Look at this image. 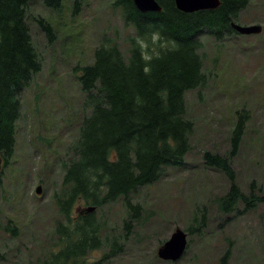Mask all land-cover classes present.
<instances>
[{"label": "rangeland", "instance_id": "1", "mask_svg": "<svg viewBox=\"0 0 264 264\" xmlns=\"http://www.w3.org/2000/svg\"><path fill=\"white\" fill-rule=\"evenodd\" d=\"M28 1V25L42 68L21 96L16 152L0 176V264H41L79 240L75 222L65 220L58 202L65 203L71 191L64 177L78 159L76 147L87 112L78 78L101 44H116L126 55L136 36L113 6L115 0H80L77 6L76 0H63L57 10L46 8L43 0ZM37 19L52 25L53 41ZM236 23L259 25L262 33L234 35L222 42L201 39L207 80L186 95L187 118L195 129L185 164L165 168L157 183L132 198L98 205L83 199L75 206L73 221L94 208L85 217L94 218L99 229V247L88 252L85 264H186L185 259L168 262L158 257L159 248L177 229L185 231L190 242L183 258L198 253L203 264H219L231 247L230 264H264V204L254 211L244 213L239 207V213L222 214L218 203L230 183L203 160L207 152L230 153L236 112L249 111L251 121L232 167L245 194L264 196V0H252ZM131 200L142 212L128 231ZM203 213V236H189L187 230L198 225ZM63 225L67 234L59 232Z\"/></svg>", "mask_w": 264, "mask_h": 264}, {"label": "trees", "instance_id": "2", "mask_svg": "<svg viewBox=\"0 0 264 264\" xmlns=\"http://www.w3.org/2000/svg\"><path fill=\"white\" fill-rule=\"evenodd\" d=\"M79 1H75V6ZM157 2L162 11L148 13L140 12L134 0L113 2L136 35L152 25L161 27L168 38L169 47L161 59L153 62L150 74L143 71L135 39L126 55L116 44H101L95 49L94 61L82 68L78 80L87 112L76 147L78 159L66 168L65 184L70 186L71 200L82 195L85 201L98 205L101 201L132 198L141 188L157 183L165 168H181L185 164L195 129L187 118L186 95L204 87L207 80L199 53L201 39L209 37L222 42L239 35L232 24L240 19L252 0H220L217 9L195 13L178 10L174 0ZM62 3L63 0H43L44 6L53 10ZM28 5V0H0V153L6 158L16 152L21 96L42 68L28 25ZM36 21L53 41L52 25L44 19ZM250 121L249 111H237L230 153L224 156L207 152L203 156L205 166L224 174L230 183L228 192L218 203L224 215L239 213V207L244 213L254 211L264 204V196L242 191L232 167ZM58 202L61 213L67 214L66 203ZM127 206L131 219L126 225L131 231L142 208L133 205L132 200ZM206 218L203 213L197 219L198 225L187 230L189 236H203ZM94 222V218L85 217L77 228L78 242L68 244L41 264H85L88 252L99 247V229ZM59 229L62 234L64 227ZM231 257L230 247L219 264H230ZM182 259L186 264H203L198 253Z\"/></svg>", "mask_w": 264, "mask_h": 264}, {"label": "water", "instance_id": "3", "mask_svg": "<svg viewBox=\"0 0 264 264\" xmlns=\"http://www.w3.org/2000/svg\"><path fill=\"white\" fill-rule=\"evenodd\" d=\"M178 10L184 13H195L204 10H215L220 6V0H174ZM136 8L142 13L161 12L162 7L157 0H134ZM232 28L240 35L251 36L262 33L259 25L243 26L237 23ZM43 187L36 188V195H42ZM94 208L88 210L93 212ZM188 245V234L182 229H177L158 250V257L164 261L178 262L185 254Z\"/></svg>", "mask_w": 264, "mask_h": 264}, {"label": "clouds", "instance_id": "4", "mask_svg": "<svg viewBox=\"0 0 264 264\" xmlns=\"http://www.w3.org/2000/svg\"><path fill=\"white\" fill-rule=\"evenodd\" d=\"M147 30L143 34L135 36V47L139 51L140 59L144 64V73L150 74L151 65L155 60L162 58V53L168 49V38L163 35L161 27L152 25L146 26Z\"/></svg>", "mask_w": 264, "mask_h": 264}, {"label": "flooded vegetation", "instance_id": "5", "mask_svg": "<svg viewBox=\"0 0 264 264\" xmlns=\"http://www.w3.org/2000/svg\"><path fill=\"white\" fill-rule=\"evenodd\" d=\"M16 144H17V140H16ZM16 147H17V145H16ZM15 154V153H14ZM13 157H14V155L12 156V157H9V158H6V157H4V155H2L1 153H0V176L6 171V169L9 167V165H10V162H11V160L13 159ZM66 173H67V169H66ZM65 178H66V174H65V177H64V184L66 183V181H65ZM39 186H42L43 187V185H41L40 183H39ZM38 186V187H39ZM36 197H39L40 198V196H38V195H36ZM71 191L69 192V195H68V197H67V199H66V201H65V203H66V205H67V207H68V209H69V212L67 213V214H64V218H65V220H70V222H75V230H74V232H76L77 233V228L80 226V225H82L84 222H83V220H84V218L83 217H85V214H89V212L86 210V211H83V212H80V215L81 216H76L77 217V220H75V221H73V219H71V214H73V211H74V209H75V206L80 202V201H82L83 199H84V197L82 196V195H77L73 200H71ZM125 199H127V198H125ZM127 205H128V202H127ZM128 207V206H127ZM130 220H128V222H129ZM63 227H64V233L65 234H67V232L69 231V229L68 228H66V225H63ZM78 234V233H77ZM97 237H98V235H97ZM79 238H80V235H79ZM98 240V239H97ZM78 242V241H77ZM77 242H74V243H77ZM65 246H67V244L65 245ZM187 251V250H186ZM186 251H185V253H186ZM169 262V261H168ZM172 262V261H171Z\"/></svg>", "mask_w": 264, "mask_h": 264}]
</instances>
